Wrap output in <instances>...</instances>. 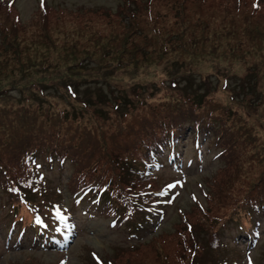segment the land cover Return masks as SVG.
<instances>
[{
  "label": "rangeland",
  "instance_id": "obj_1",
  "mask_svg": "<svg viewBox=\"0 0 264 264\" xmlns=\"http://www.w3.org/2000/svg\"><path fill=\"white\" fill-rule=\"evenodd\" d=\"M156 1L159 4H155ZM0 4V22L7 28L12 27L13 34L28 39L31 34L40 35L41 31H46L47 44L54 49L48 60L52 69L41 63L20 78L26 81L25 86L58 84V89L45 93L41 90L43 86L38 87L37 99L30 104L24 102L23 107L48 112V116L53 114L56 124L67 133H86L84 141L103 146L101 154L106 159L111 147L119 149L125 145L121 139L128 129L122 119L141 121L149 118L153 111L178 100L188 104L197 102L199 77L209 85L207 90L205 87L200 90L207 97L197 120L209 114L211 108L220 107L212 113L219 116L220 121L211 129L214 135L210 143L216 142L217 134L224 136L219 132L221 124L233 134L235 129L231 123L235 121L239 124L240 140L246 145L237 152L238 147L231 142L227 144L223 137L219 148L227 147V150L217 166L208 167L216 150L213 146L203 158L205 170L197 171L198 164L191 158L183 172L177 168L151 171L146 167V174L121 182L127 197L137 200L130 208L136 212L134 217L147 219L136 236L130 234L132 229L119 226L116 213L109 216L108 223L90 218L87 214L94 210L87 205L85 211H77L81 221L79 230L87 227L92 230H82L71 241L65 239L70 246L68 249L28 245L19 249L4 248L0 238V264H160V254L166 264H208L209 261L211 264H260L258 259L262 254L264 264V235L259 240L260 245H251L249 250L240 247L243 239L239 234L235 235L238 241L230 239L214 249L202 242L209 228L223 227L225 236L231 234V230L237 232V228H231L226 221L232 215L231 206L240 196L241 188L263 182L264 87L254 88L255 93L250 96L237 91V82L241 81L238 79L248 70L245 61L230 60L229 56L240 58V52L233 54L238 42H241L238 46L246 47L250 40L254 43L264 40V0H0ZM60 17L68 20L74 29L64 31L63 28L71 26L62 23ZM86 18L91 19L96 33L88 32L87 24L80 23ZM0 33L3 34L1 30ZM178 35L182 41H178ZM197 37L199 44L195 45ZM124 38L126 46L121 45ZM69 47L76 50L75 54L70 53ZM120 48L124 51L118 52ZM209 48L215 50V54H225L226 64L218 67L212 60L201 62L199 55ZM176 59L188 62L193 66L192 71L171 68ZM258 68L260 73L264 72V66ZM173 74L175 79L170 77ZM50 80L53 85L48 84ZM62 82L64 88L59 86ZM257 98L262 101L257 103ZM8 101L14 105L8 110L20 111L21 104H16L18 95ZM79 110L82 113L73 115L72 120L70 113ZM95 114L101 118L94 117ZM66 115L68 119L61 121ZM42 121L50 124L46 115ZM196 138L202 149H207L209 139L193 133L186 136L182 146L187 157L194 152ZM24 153L16 157L23 178L18 184L31 203L23 202L19 209L37 219L45 216L53 221L54 229H59L66 221L64 218L70 216L65 203L73 197L71 194L76 191L80 176L69 160L68 144L56 149L53 161L50 159L52 165L42 160L41 168L36 166L32 152ZM83 158L87 157H80L79 161H88ZM107 165L114 174L123 176L111 161ZM106 167L91 171L89 175L104 173ZM211 170L216 171L215 175H209ZM169 179L174 180L165 182ZM115 180L118 182V177ZM7 199L8 196H2L0 204ZM73 202L79 201L73 198ZM143 203L146 205L142 206ZM147 206L156 212L154 218L146 213ZM28 208L31 211H27ZM4 217L5 209L0 205V233ZM69 225L74 226V222H66L68 232L71 231ZM197 253L192 260V255Z\"/></svg>",
  "mask_w": 264,
  "mask_h": 264
},
{
  "label": "trees",
  "instance_id": "obj_2",
  "mask_svg": "<svg viewBox=\"0 0 264 264\" xmlns=\"http://www.w3.org/2000/svg\"><path fill=\"white\" fill-rule=\"evenodd\" d=\"M155 4L159 3L156 1ZM153 5H151L150 11ZM225 10L226 9L222 11L223 15L225 14ZM217 11L220 10L218 9ZM3 13L6 17L9 16V13ZM216 13V11L212 12V14L215 15ZM60 21L66 25H70L69 21H65L64 17H60ZM80 23L87 24L85 29L88 30V32L93 34L96 33V29L93 31L91 19H83ZM14 26L17 28V25ZM6 29L7 32H5ZM63 29L64 31H70L74 28L71 26V28ZM0 30L3 32V34L0 33V200L2 196H8V199L0 204L2 208L5 209V217L1 230L3 234L9 230L11 225H13V231H19L21 228L25 230L31 229L32 236L40 240L48 239L52 234L51 227H53V221L46 217L41 218L40 221L36 217L30 221L24 220L27 223V228L23 226L18 227V225L21 224L19 220H16L18 217L17 215H19V205L28 197L26 192L22 190L21 186L15 180V178H19V171L16 163L19 160L16 157L19 156L20 158L24 152H32L31 157H36V166L39 165L41 168L44 165L42 160H47V162L45 161L46 165H52L50 159L53 161L56 155V149L68 144V149L71 154L69 160H72L75 171L80 174L78 179L79 182H77V190L71 194L73 197H70L67 201V206L69 207L68 211L71 213L74 212L73 209H70L73 205L72 200L83 193L79 201V206L82 207V211H85L84 206L89 205L94 210L92 216L101 222L107 223L109 216H111L112 213H116L118 215L117 222L120 227L132 229L130 233H137L139 232L138 230L143 227L145 218L138 217L135 219L134 212H132L130 208L133 203H137V200H131L123 193L121 182L124 183L125 178L132 181L134 178L142 176L146 170L147 158V168L151 163L155 164L159 162L161 165L164 164L171 156L175 155L174 151L181 148L182 142H186V136L192 135L193 133L209 139L207 141L208 149L213 146L216 149L210 158V163H208L209 168L217 166L223 152L227 150V147L219 148L222 141L221 138L224 137L227 144L231 142V144L238 147L237 152L246 146L245 141L240 140L238 131L239 124L235 121L231 123L232 128L235 129L233 134L227 132L225 124H221L219 125V132L223 133L224 136L219 133V135H216V142L214 140L210 143L214 135L211 129L220 121L219 116L212 115V113L216 110L219 111L220 107L211 108L208 111L209 114L202 113L205 117L201 120H197L199 111L206 105L205 100L207 97L206 93H200V90L204 87L205 90H207L209 85L208 81L205 82L204 79L201 80L199 77L197 102L188 104V102H184V100H178L170 106L153 111L152 115L147 119L134 122L122 119V121L126 122L124 125L128 129L127 134H124V139H121V141L125 142V145L119 149L111 147L108 152V158L106 159L101 154L103 146H96L95 144L84 141L85 136H87L86 133H84V135H82V133H67L60 124H56L53 114L48 116V112L45 114L36 108L32 111L28 107L27 109L23 107L24 102L26 104L29 102L30 104L35 98L37 99L36 91H38V87L43 86L41 90H44L45 93L52 89H58L57 86L53 85L54 82L52 80H50L48 84L54 87L49 85L45 86L43 83L25 86L26 81L20 78V75L24 74L30 68H36L41 63L45 64L47 69H52L51 63H49L48 60L54 49L53 46L47 44V39L45 37L48 36V33L46 31H41L42 33L40 35L31 34L28 39L18 38L16 34L12 33V27L7 28L6 25L1 22ZM183 31L185 30L183 29ZM182 37L184 36L182 35ZM178 41H182L179 35ZM126 42V38L122 39L121 45L126 46ZM248 42L250 43L246 47L238 46L241 42H238V45L236 44L235 49L237 50H233V54L240 52V58L234 57L233 55L229 56V58L230 60L234 58L245 61L244 64L248 72L243 78L238 79V81H241L237 82V86L239 87L237 91L242 95L250 96L255 93L254 88L264 87V72L260 73L257 70L259 69L258 67L264 66V64H261V62H264V45L261 44L264 40L260 43L258 41L254 43L253 40ZM194 44H199V37L195 39ZM69 49L71 50L70 53L75 54L76 50L73 47H69ZM107 50L109 52L111 51L110 48ZM122 51H124V49L120 48L118 52ZM204 51L206 52L199 55V59H202L201 62L212 60L216 62L215 65L218 67L222 64H226L227 56L225 54H215V50H211L210 48ZM66 54H68V52ZM205 57L207 58L205 59ZM150 58L151 57H148V59ZM173 63L175 65L171 68L177 69L181 67L185 68L187 71H192L193 69V66L184 60L176 59ZM170 77H174L175 79L176 75L173 74ZM184 82L186 86L189 84L188 79ZM59 86L64 88L63 85ZM186 89L189 90L187 87ZM157 90L158 88H156L154 92ZM169 90L180 92V90H175L174 88H169ZM17 95L19 102L16 104H21L19 108L23 113L18 110H8L10 107L14 106L12 103H9L8 98H13ZM190 95L194 96L191 93ZM261 101V98L256 99L257 103ZM79 113H82V111L79 110L70 113L71 119L73 120V115L76 116ZM40 115L42 118L46 115V120L50 121V124L43 123ZM94 117L101 118L98 114H95ZM66 119H68L67 115L62 118L61 121H65ZM130 135L139 138V141L142 143L137 144ZM196 140L200 143L198 138H196ZM165 141H176V143L174 145L173 143H166ZM215 143L217 145H214ZM198 146L201 147V144L194 145V148ZM30 147V150H26ZM196 153L198 152L195 151V154ZM205 153L206 152H204L202 158H204ZM80 157H87L83 159L88 161L81 162L79 161ZM202 158L199 157L198 159L199 166L203 164ZM110 161L115 168H118L119 172L123 173V176L114 174V172L110 170L107 165ZM105 165L107 167L104 173L99 174L93 172V176L89 175L91 171H96ZM201 169L205 170L206 168L201 167ZM215 172L216 171L211 170L209 175L213 176ZM115 177H122V180L116 182ZM262 180L263 182H254L246 189L241 188L240 196L234 201L230 208L232 215L227 217L226 221L231 224V228H237V232L231 230V234L225 236L223 227L218 226L216 228H209L205 232L206 238L204 237L202 240V242H206V246L210 249H214L222 244H226L230 239L237 240L235 235L241 232L243 237H245L244 235H248L246 238H250L251 240L256 239L254 233L255 226L257 225L256 222L260 220V217H263L262 221H264V178H262ZM141 205L145 206L146 204L143 203ZM145 211H148L147 214L150 215L149 213H151V210L148 206ZM149 218H154V216ZM71 220H79V217L73 215ZM238 227L241 228V230H239ZM260 227L261 226H259V228ZM56 231L60 233V230ZM200 248L201 244L199 245V249ZM160 256L161 259L164 260L162 254H160ZM197 256L198 253L192 255V260ZM162 260L160 264H166V261L164 262ZM258 261L262 264V259H258ZM211 262L212 261H209L208 264H211ZM198 264L201 263L199 262Z\"/></svg>",
  "mask_w": 264,
  "mask_h": 264
},
{
  "label": "bare ground",
  "instance_id": "obj_3",
  "mask_svg": "<svg viewBox=\"0 0 264 264\" xmlns=\"http://www.w3.org/2000/svg\"><path fill=\"white\" fill-rule=\"evenodd\" d=\"M133 122H134V121H133ZM130 136H131V135H130ZM131 138H133V140H134L137 144L142 143V142L139 141V138H135V137H132V136H131ZM152 164H154V163H151L150 165H152ZM147 165H148V158H147V164H146V167H147ZM144 173H145V172H144ZM119 178H120V177H118V181H119ZM121 178H122V177H121ZM125 179H126V178H125ZM125 179H124V180H125ZM121 180H122V179H121ZM121 189H122L123 193H125L122 187H121ZM76 190H77V189H76ZM82 194H83V193H82ZM82 194L76 198L77 201H80V199H81V197H82ZM125 195H126V193H125ZM126 196H127V195H126ZM78 206H79V202H77V203H76V202H73V205H72V207H71L70 209H73V210H81L82 207H79V208H78ZM68 208H69V207H68ZM84 209H85V206H84ZM134 213H136V212H134ZM134 215H135V214H134ZM144 218H145V221H144V223H145V222L147 221V219H146L145 216H144ZM135 219H137V218H135ZM144 223H143V224H144ZM143 227H144V226H143ZM143 227H142V228H143ZM142 228H141V229H142ZM138 231H139V230H138ZM99 264H103V262H100Z\"/></svg>",
  "mask_w": 264,
  "mask_h": 264
}]
</instances>
